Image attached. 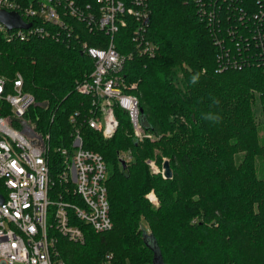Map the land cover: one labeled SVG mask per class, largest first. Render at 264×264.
<instances>
[{
  "label": "trees",
  "instance_id": "1",
  "mask_svg": "<svg viewBox=\"0 0 264 264\" xmlns=\"http://www.w3.org/2000/svg\"><path fill=\"white\" fill-rule=\"evenodd\" d=\"M150 5L148 37L157 53L127 61L124 73L128 84H137L129 91L139 98L143 131L163 137L141 141L121 108L113 137L83 127L85 147L101 153L111 167L114 226L103 233L88 228L84 243L61 235L62 257L68 264H100L111 253L118 264H154L144 238L148 230L136 228L144 216L166 264H264V66L220 70L213 36L193 3L150 0ZM131 35L128 28L117 35L121 52L133 48ZM83 38L104 43L99 33L84 31ZM93 68V59L77 44L8 40L0 32V76L12 81L18 72L23 75L36 99L25 118L50 134L52 150L71 144V117L90 112L91 96L76 86ZM195 73L200 78L192 84ZM213 97L219 105H212ZM7 108L0 104V115ZM209 111L221 121L204 120ZM122 148L131 160L120 158ZM163 157L170 161L171 178L152 175L145 162ZM52 158L57 169L60 157ZM152 188L160 198L157 208L146 198Z\"/></svg>",
  "mask_w": 264,
  "mask_h": 264
},
{
  "label": "built area",
  "instance_id": "2",
  "mask_svg": "<svg viewBox=\"0 0 264 264\" xmlns=\"http://www.w3.org/2000/svg\"><path fill=\"white\" fill-rule=\"evenodd\" d=\"M186 2L196 6L199 19L207 24L220 70L264 66V0ZM0 9L16 11L31 24L11 30L0 22L8 40L53 38L79 45L94 61L89 76L76 86L91 96L92 108L83 117L80 112L71 117V144L56 150L50 148V134L25 118L36 99L25 89L23 75L18 72L12 81L0 76V102L9 104L0 115V264H68L59 248L61 235L84 243L88 228L103 233L114 226L108 163L101 153L85 147L83 127L111 138L121 121L116 108H121L134 134L143 136L140 101L129 91L137 84H128L124 72L127 61L157 53L158 46L148 37L150 0H0ZM125 28L132 30L133 48L121 52L117 35ZM84 31L101 34L104 43L91 45ZM53 153L61 160L57 169L52 167ZM148 198L156 200L155 194ZM100 264L118 262L109 253Z\"/></svg>",
  "mask_w": 264,
  "mask_h": 264
},
{
  "label": "rangeland",
  "instance_id": "3",
  "mask_svg": "<svg viewBox=\"0 0 264 264\" xmlns=\"http://www.w3.org/2000/svg\"><path fill=\"white\" fill-rule=\"evenodd\" d=\"M2 104H4L5 107H8L7 109H9V104H7L5 101H1ZM17 126H20L19 124ZM130 130H131V127H130ZM163 137V133L162 132H151V131H143V136L141 138V141L145 140V139H150L152 141L154 140H157V139H160ZM121 154L122 155H130V152L127 148H122V150H120V158H121ZM166 159H168V157H163V160L162 162H159L156 158H147L145 159V162L147 163V165L149 166L150 168V172L152 175H156V174H161L163 177V162L166 161ZM256 161H258V166L260 165V158L257 157L256 158ZM111 171V167L109 166L108 168V174L110 173ZM260 176H261V173L259 172L258 173ZM263 175V174H262ZM165 178V177H164ZM149 194H155L156 196V200L155 201H151L149 198H148V195ZM146 198L148 199V201L150 202V204L153 206V207H159L160 205V198H159V195L158 193L156 192V190L154 188L150 189L148 191V193L146 194ZM142 225L145 226L148 230V234L152 231V228H151V225H150V222L144 217V216H140V220H139V224L137 225V231L140 233L141 229H142ZM141 264H150L149 261H142Z\"/></svg>",
  "mask_w": 264,
  "mask_h": 264
},
{
  "label": "water",
  "instance_id": "4",
  "mask_svg": "<svg viewBox=\"0 0 264 264\" xmlns=\"http://www.w3.org/2000/svg\"><path fill=\"white\" fill-rule=\"evenodd\" d=\"M0 22H2L8 29L13 28H28L31 24L24 22L22 17L16 11H7L4 9H0ZM123 163L125 161L123 160ZM163 175L165 178H171L173 176V171L170 166V161L166 159L163 162ZM144 238L147 245L153 250V263L154 264H166L163 260L162 253L160 247L158 246L154 236L152 234H148V231H144Z\"/></svg>",
  "mask_w": 264,
  "mask_h": 264
},
{
  "label": "clouds",
  "instance_id": "5",
  "mask_svg": "<svg viewBox=\"0 0 264 264\" xmlns=\"http://www.w3.org/2000/svg\"><path fill=\"white\" fill-rule=\"evenodd\" d=\"M199 78H200L199 73L193 74L190 78V83H192V84L198 83ZM219 103L220 102L218 99H216L215 97L212 98V105L213 106H217V105H219ZM203 119L210 121L212 123H219L221 121L222 117L218 113L209 111L208 113L203 115Z\"/></svg>",
  "mask_w": 264,
  "mask_h": 264
}]
</instances>
